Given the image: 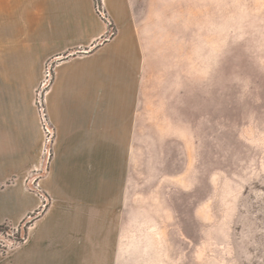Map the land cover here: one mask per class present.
<instances>
[{
  "label": "crops",
  "instance_id": "0c3cea01",
  "mask_svg": "<svg viewBox=\"0 0 264 264\" xmlns=\"http://www.w3.org/2000/svg\"><path fill=\"white\" fill-rule=\"evenodd\" d=\"M102 7L108 20L95 0H0V225L27 221L0 264H123L124 234L138 226L128 189L140 130L180 136L168 12L148 0ZM48 62L44 169L35 92Z\"/></svg>",
  "mask_w": 264,
  "mask_h": 264
},
{
  "label": "rangeland",
  "instance_id": "374dc122",
  "mask_svg": "<svg viewBox=\"0 0 264 264\" xmlns=\"http://www.w3.org/2000/svg\"><path fill=\"white\" fill-rule=\"evenodd\" d=\"M148 2L170 16L186 120L176 137L140 130L123 264H264V0Z\"/></svg>",
  "mask_w": 264,
  "mask_h": 264
},
{
  "label": "built area",
  "instance_id": "2783aa9c",
  "mask_svg": "<svg viewBox=\"0 0 264 264\" xmlns=\"http://www.w3.org/2000/svg\"><path fill=\"white\" fill-rule=\"evenodd\" d=\"M95 5H96V11L98 12V14L101 17L108 20V17L102 7V0H95ZM109 33L113 34V30L111 26L109 29ZM51 78H52V63L48 62L45 68L44 78L35 92V103H36V107H37L38 114H39V119H40L43 132H44V146H43L44 169L47 167L51 159V156H52V142H53L54 135H55L54 128L52 127L48 119V116L46 113V107L44 103V94H45L46 88L49 86L51 82ZM37 177H38L37 174H33L29 178V183L34 188H36L37 186L36 185ZM42 197L44 198V202H45L46 200L45 196L42 195ZM26 224H27V221H25L20 228L12 229L8 227L10 229V231L8 232V236H7L9 240L4 241L3 239L2 242L0 240V244L2 247L0 251H5L9 247L15 245L16 243H19L20 241L24 239V234L22 232V229L25 227Z\"/></svg>",
  "mask_w": 264,
  "mask_h": 264
},
{
  "label": "trees",
  "instance_id": "16d2710c",
  "mask_svg": "<svg viewBox=\"0 0 264 264\" xmlns=\"http://www.w3.org/2000/svg\"><path fill=\"white\" fill-rule=\"evenodd\" d=\"M3 227H5V225H0V230H1V228H3Z\"/></svg>",
  "mask_w": 264,
  "mask_h": 264
}]
</instances>
